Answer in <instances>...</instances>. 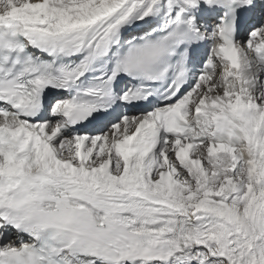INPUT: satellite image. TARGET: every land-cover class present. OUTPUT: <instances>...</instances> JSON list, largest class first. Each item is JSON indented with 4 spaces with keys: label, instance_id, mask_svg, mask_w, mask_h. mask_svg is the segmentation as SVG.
<instances>
[{
    "label": "snow or ice",
    "instance_id": "1",
    "mask_svg": "<svg viewBox=\"0 0 264 264\" xmlns=\"http://www.w3.org/2000/svg\"><path fill=\"white\" fill-rule=\"evenodd\" d=\"M0 264H264V0H0Z\"/></svg>",
    "mask_w": 264,
    "mask_h": 264
}]
</instances>
